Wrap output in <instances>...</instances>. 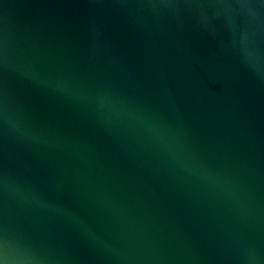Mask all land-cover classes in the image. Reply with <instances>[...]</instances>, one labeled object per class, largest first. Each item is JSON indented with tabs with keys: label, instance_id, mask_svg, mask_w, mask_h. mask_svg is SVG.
<instances>
[{
	"label": "water",
	"instance_id": "obj_1",
	"mask_svg": "<svg viewBox=\"0 0 264 264\" xmlns=\"http://www.w3.org/2000/svg\"><path fill=\"white\" fill-rule=\"evenodd\" d=\"M0 264H264V0H0Z\"/></svg>",
	"mask_w": 264,
	"mask_h": 264
}]
</instances>
